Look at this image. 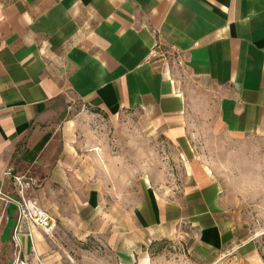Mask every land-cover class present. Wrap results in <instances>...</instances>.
I'll list each match as a JSON object with an SVG mask.
<instances>
[{"label":"crops","instance_id":"1","mask_svg":"<svg viewBox=\"0 0 264 264\" xmlns=\"http://www.w3.org/2000/svg\"><path fill=\"white\" fill-rule=\"evenodd\" d=\"M163 45L215 95L212 130L264 137V0H0V264H66L58 254L86 251L79 263L102 264L78 247L87 238L107 242L116 255L107 264H176L138 250L133 231L150 242L183 225L198 245L221 252L217 260L264 264L251 238L236 242V198L192 146L187 88L179 66L159 58ZM68 94L112 116L152 110L165 136L186 146L181 189L106 200L97 152L72 143L71 121L49 126L54 103ZM22 197L55 217L51 234L20 221L14 200Z\"/></svg>","mask_w":264,"mask_h":264},{"label":"rangeland","instance_id":"2","mask_svg":"<svg viewBox=\"0 0 264 264\" xmlns=\"http://www.w3.org/2000/svg\"><path fill=\"white\" fill-rule=\"evenodd\" d=\"M157 51L163 62L179 66L182 85L188 92L190 128L195 134L192 146L196 145L199 159L214 169L225 189L236 198L232 209V226L240 234L236 242L251 238L250 246L258 250L264 261V137L236 139L212 130L216 118L215 95L205 93L203 87L187 76L173 50L163 45ZM211 99L213 102L207 106ZM53 111L55 115L49 126L56 128L64 121H71L72 143L86 153L97 152L98 175L106 200L115 196L117 200L129 197L136 202L140 192L147 188L168 196L181 189L186 174V158L181 156V152L186 146L165 136L164 127L152 110L123 111L112 116L68 94L54 103ZM90 165H93L91 159ZM33 186L31 190L36 195L39 187ZM41 199L44 200L43 194ZM35 201L44 208L41 201ZM133 232L134 240L138 239L134 242L139 245L138 250L143 244L149 247L151 255L167 258L176 264H232L230 254L217 260L221 252L198 245L192 230L185 225L173 234L150 238V242L146 240L148 234L144 231L141 234L136 230ZM135 234L142 235L144 241H139L140 237H135ZM76 242L82 249H93L94 254L104 260L102 264L116 256L103 238ZM89 253H65L64 258L61 254L58 256L60 260L68 258L66 264H83L79 261L86 255H92Z\"/></svg>","mask_w":264,"mask_h":264},{"label":"built area","instance_id":"3","mask_svg":"<svg viewBox=\"0 0 264 264\" xmlns=\"http://www.w3.org/2000/svg\"><path fill=\"white\" fill-rule=\"evenodd\" d=\"M7 176L12 175V170L6 171ZM19 181L18 177H15ZM0 194H2L0 190ZM18 207L19 219L20 221L26 223L27 225H36L40 227L46 234H51L56 226V219L44 208L38 205L37 202L32 200H27L22 197L19 200H14ZM18 264H29L27 261H20Z\"/></svg>","mask_w":264,"mask_h":264},{"label":"trees","instance_id":"4","mask_svg":"<svg viewBox=\"0 0 264 264\" xmlns=\"http://www.w3.org/2000/svg\"><path fill=\"white\" fill-rule=\"evenodd\" d=\"M51 134L47 133L30 151L32 153L31 156L28 157L29 161H34L38 155V153L43 149V147L46 145L48 140L50 139Z\"/></svg>","mask_w":264,"mask_h":264}]
</instances>
